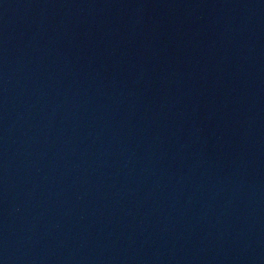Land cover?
<instances>
[{
	"label": "water",
	"instance_id": "95a60500",
	"mask_svg": "<svg viewBox=\"0 0 264 264\" xmlns=\"http://www.w3.org/2000/svg\"><path fill=\"white\" fill-rule=\"evenodd\" d=\"M0 264H264V0H0Z\"/></svg>",
	"mask_w": 264,
	"mask_h": 264
}]
</instances>
